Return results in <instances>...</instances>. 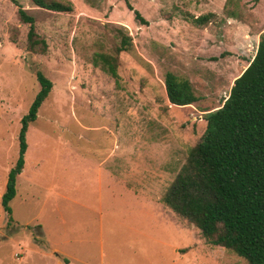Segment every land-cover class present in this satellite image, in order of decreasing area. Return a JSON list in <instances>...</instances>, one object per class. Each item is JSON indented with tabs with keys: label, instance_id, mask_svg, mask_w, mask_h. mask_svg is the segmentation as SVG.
<instances>
[{
	"label": "rangeland",
	"instance_id": "obj_1",
	"mask_svg": "<svg viewBox=\"0 0 264 264\" xmlns=\"http://www.w3.org/2000/svg\"><path fill=\"white\" fill-rule=\"evenodd\" d=\"M58 1L71 2L73 10L18 0L46 42L31 50L30 25L21 20L19 6L0 0L3 193L19 156L22 117L41 89L37 71L53 82L29 126L10 223L0 199V264H67L66 258L73 264H250L210 244L188 218L154 202L163 204L200 141L206 112L223 104L254 58L264 32V0H129L148 24L136 19L126 0ZM129 36V49L118 52ZM168 72L188 79L199 101L171 104ZM104 129H120L121 144L136 150L138 167L150 166L155 192L146 209H153L151 214L127 199L114 208L106 191L104 207L94 201L98 194L92 185L100 173L84 157L89 153L92 161L112 148L114 133L103 134ZM89 204H98L102 214L91 213ZM96 220L102 236L91 234ZM87 231L92 241L82 244Z\"/></svg>",
	"mask_w": 264,
	"mask_h": 264
},
{
	"label": "trees",
	"instance_id": "obj_2",
	"mask_svg": "<svg viewBox=\"0 0 264 264\" xmlns=\"http://www.w3.org/2000/svg\"><path fill=\"white\" fill-rule=\"evenodd\" d=\"M21 20L30 25L29 49L41 42L36 20L18 0ZM42 8L71 12V2L33 0ZM142 24L148 20L126 0ZM131 37L124 38L118 52L125 51ZM109 72L119 77L115 66ZM41 89L29 111L22 117L19 156L10 169L2 208L13 221L11 201L17 194V178L26 163L29 126L49 97L53 82L37 71ZM168 98L179 107L199 101L192 83L173 72L165 78ZM206 128L193 146L186 163L169 186L162 201L174 212L188 218L212 245L222 246L245 258L250 264H264V32L257 52L247 68L235 79L229 96L215 110L205 114Z\"/></svg>",
	"mask_w": 264,
	"mask_h": 264
},
{
	"label": "crops",
	"instance_id": "obj_3",
	"mask_svg": "<svg viewBox=\"0 0 264 264\" xmlns=\"http://www.w3.org/2000/svg\"><path fill=\"white\" fill-rule=\"evenodd\" d=\"M261 37V36H260ZM166 87V85H165ZM167 92V89H166ZM168 96V94H167ZM169 99V98H168ZM105 130V129H104ZM110 129L109 131L105 130L102 133L105 134L107 133H114V144L112 145V148L104 155V157H97L94 160H90V157L88 155L84 157V159L87 161L89 165L94 166L96 171H99L100 176H98V184H93V189L96 190V193L98 194L95 198L94 201H100L102 203V206L104 207V191H106L109 194V200L112 199L113 201L116 202L114 204V208L118 207V210L121 206V200H133L135 201V204L137 206H141V213L142 214H151L153 209L147 210V203L148 200L154 202L153 197H154V184L150 171L148 173L147 169L150 167L148 165H144L141 167H138L139 163L136 160V150L132 149L130 147L126 148L121 144V130L120 129ZM144 168L145 172L139 174L138 169ZM150 170H152L150 168ZM102 175V176H101ZM139 176V177H138ZM105 178V179H104ZM107 178V179H106ZM108 183H106V181ZM96 185V186H95ZM95 187V188H94ZM116 189V191H115ZM112 190V192H110ZM168 190V189H167ZM103 192V193H102ZM2 196H3V191H0V199L2 202ZM162 200V199H161ZM157 203L159 206L162 207L164 210V206L166 205L163 201L161 202L157 201L154 202ZM110 205V203H109ZM97 205L89 204L87 205V209L90 211H93L91 213H94L95 215L98 213L101 215L102 214V208L100 210H97ZM167 206V205H166ZM169 209H171L169 207ZM165 211V210H164ZM144 212V213H143ZM99 220L94 221V224L92 226V233H100L102 236L103 232V227L100 224ZM87 237L82 241V244H84L87 241H92L91 234L89 235V231H87ZM67 241L69 239L67 238ZM98 243L101 242L100 240H96ZM178 247H176L177 249ZM54 251H57V254H59V249L57 248H51ZM68 257L71 258H78L77 256L73 254H68ZM67 264H73L71 260L68 258L65 259ZM86 260H84L85 262ZM89 264V263H88Z\"/></svg>",
	"mask_w": 264,
	"mask_h": 264
}]
</instances>
